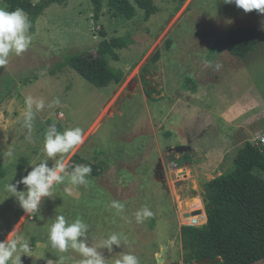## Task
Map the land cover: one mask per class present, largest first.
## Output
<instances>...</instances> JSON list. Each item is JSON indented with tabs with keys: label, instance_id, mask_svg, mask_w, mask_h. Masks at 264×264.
I'll list each match as a JSON object with an SVG mask.
<instances>
[{
	"label": "rangeland",
	"instance_id": "374dc122",
	"mask_svg": "<svg viewBox=\"0 0 264 264\" xmlns=\"http://www.w3.org/2000/svg\"><path fill=\"white\" fill-rule=\"evenodd\" d=\"M107 2L97 22L91 0L49 5L28 50L10 54L0 68V241L29 240L31 256L21 254L22 264H81L80 253H60L48 241L57 215L84 220L89 246L121 236L112 251L98 247L105 264L125 253L140 264H185L180 228L206 224L204 184L231 169L245 141L264 138V14L224 0H154L157 10L149 18L138 8L126 19L114 16ZM240 26H253L261 36L245 58L228 48L229 29ZM101 31L126 42L111 62L123 71L119 83L99 88L68 67L50 74L66 55L94 52ZM28 97L45 102L41 111L33 105L31 130L24 118ZM51 124L61 132L80 127L83 143L48 159L43 143ZM74 154L100 174H90L86 185L66 178L37 213H25L9 183L26 191L18 181L30 164L48 159L49 167L67 166ZM112 201L123 203L124 211L117 214ZM145 206L154 215L137 223L135 213Z\"/></svg>",
	"mask_w": 264,
	"mask_h": 264
},
{
	"label": "trees",
	"instance_id": "16d2710c",
	"mask_svg": "<svg viewBox=\"0 0 264 264\" xmlns=\"http://www.w3.org/2000/svg\"><path fill=\"white\" fill-rule=\"evenodd\" d=\"M4 8H21L31 21L30 34L35 33L38 17L53 4L66 0H2ZM93 20L97 22L102 12V0H91ZM116 17L133 19L137 9L149 18L157 10L154 0H108ZM94 52L68 54L63 61L49 70L54 75L66 67L96 87H107L123 79V71L111 62L120 59L118 50L126 47L121 37L107 38L104 31ZM228 48L237 57L245 58L261 42L253 26L232 27L228 31ZM188 90L195 86L186 85ZM9 94H6V97ZM1 99V98H0ZM1 137V136H0ZM81 161L91 165L94 176L99 167L74 154L68 170ZM5 174L0 164V177ZM204 210L206 224L183 225L180 228L185 264L220 257L222 264H253L264 259V143L245 141L238 147L231 169L204 184Z\"/></svg>",
	"mask_w": 264,
	"mask_h": 264
},
{
	"label": "clouds",
	"instance_id": "9594fccd",
	"mask_svg": "<svg viewBox=\"0 0 264 264\" xmlns=\"http://www.w3.org/2000/svg\"><path fill=\"white\" fill-rule=\"evenodd\" d=\"M225 3H234L244 12L255 10L264 14V0H224ZM31 21L28 15L21 8L8 10L0 7V68L8 65L10 54L20 56L26 52L31 45L32 35L30 34ZM56 102L49 104L52 107ZM27 110L24 113L25 123L29 130L35 118V111H41L45 107L43 99L34 100L28 97L26 100ZM84 136L80 127L66 128L63 132L58 131L55 124L49 125L46 130L43 152L48 159L56 157L57 154L68 153L74 147L83 143ZM8 156H13L11 151ZM48 159L41 160L32 165L31 170L22 176L18 183L25 186L26 191H18L16 184L9 183L8 190L18 199L20 207L25 213H37L40 209L43 198H53V188L69 179L73 185H86L92 172L91 165L77 164L69 173L66 165L58 163L56 167L48 166ZM111 207L117 214L124 211L125 205L119 201H112ZM154 213L147 206L135 213L137 223L151 218ZM89 225L82 219L69 221L64 215H57L48 229V241L51 247L60 253L67 252L69 248L80 253L84 259L81 264H105V257L98 247L112 251V246L120 247L121 236L113 233L103 240L99 246H89L86 234ZM31 247L29 240L15 237L0 241V264H22L21 254L30 255ZM39 258V257H38ZM115 264H140L139 258L132 253H125L115 261Z\"/></svg>",
	"mask_w": 264,
	"mask_h": 264
},
{
	"label": "water",
	"instance_id": "95a60500",
	"mask_svg": "<svg viewBox=\"0 0 264 264\" xmlns=\"http://www.w3.org/2000/svg\"><path fill=\"white\" fill-rule=\"evenodd\" d=\"M200 213H201V210H197V211L192 212L193 215L194 214H200ZM185 216L188 217L189 216V213H186Z\"/></svg>",
	"mask_w": 264,
	"mask_h": 264
},
{
	"label": "built area",
	"instance_id": "2783aa9c",
	"mask_svg": "<svg viewBox=\"0 0 264 264\" xmlns=\"http://www.w3.org/2000/svg\"><path fill=\"white\" fill-rule=\"evenodd\" d=\"M257 143H264V138H261V140L258 141Z\"/></svg>",
	"mask_w": 264,
	"mask_h": 264
}]
</instances>
